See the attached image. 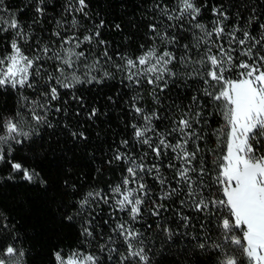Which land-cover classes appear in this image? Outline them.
I'll use <instances>...</instances> for the list:
<instances>
[{"label":"snow or ice","instance_id":"obj_1","mask_svg":"<svg viewBox=\"0 0 264 264\" xmlns=\"http://www.w3.org/2000/svg\"><path fill=\"white\" fill-rule=\"evenodd\" d=\"M145 36L138 55L113 54L102 38L105 21L84 28L77 19H89L87 0H68L63 12L71 20H57L59 26L49 37H37L34 25L45 16V0H35L32 24L24 25L17 13H10L0 0V92L10 89L19 94V107L4 114L0 109V162L10 165V174L0 179H19L46 185L35 169L24 167L12 153L16 145L31 140L41 127L53 128L49 115L63 112L68 105L84 109L93 121L100 110L85 108V98L77 94V85H104L120 74V85L131 91L127 101L132 141L121 138L111 149L109 165H123L118 183L107 189L84 193L74 205V214L64 219L79 221L81 243L65 253H52L55 264H151L153 248L142 231L145 206L156 224L158 236L170 241L174 235L161 214L180 200L181 208L215 220V239L211 234L198 240L193 251L215 257V264H264V23L253 7L246 20L237 12L231 22L223 0L211 8L210 24L201 20L207 8L204 0H150ZM238 8L240 6H237ZM248 11L247 6H244ZM23 8L19 12H23ZM243 20V22H241ZM115 28L119 30L120 24ZM258 30V31H257ZM255 33V34H254ZM191 34L190 42L187 40ZM97 51L94 59L90 56ZM119 61V62H117ZM108 65L114 69L110 71ZM195 92L188 105L179 106L180 115L168 120L161 115L170 108L164 104L173 86H188ZM150 89L156 105L146 110L140 90ZM66 90L61 92V90ZM25 90L30 95H24ZM163 94V97H162ZM62 96L64 99L62 106ZM109 101L118 103L113 97ZM215 104L224 125L211 135L216 149H204L208 142L206 126ZM57 105V106H54ZM81 115L80 111L75 113ZM24 124L32 125L25 130ZM67 135L73 141L87 143L83 125L74 130L67 123ZM137 147L140 152H137ZM142 153V154H141ZM208 153L213 157L208 166ZM151 157V162L148 158ZM165 169L172 173L171 179ZM99 171V170H98ZM152 178L153 184L147 182ZM207 178V179H206ZM210 181V182H209ZM67 186V180H65ZM159 185L158 191H153ZM183 197V199H181ZM149 201L151 203L149 204ZM108 210V217L101 213ZM184 228L191 218L177 211ZM139 225V227H138ZM148 229L152 224L147 225ZM203 228V225H201ZM104 230L108 235L105 238ZM15 232L6 216L0 215V233ZM0 242V264H23L25 252L17 248L19 238ZM88 247L94 250H88ZM210 254V255H209ZM197 264H204L197 258Z\"/></svg>","mask_w":264,"mask_h":264},{"label":"trees","instance_id":"obj_2","mask_svg":"<svg viewBox=\"0 0 264 264\" xmlns=\"http://www.w3.org/2000/svg\"><path fill=\"white\" fill-rule=\"evenodd\" d=\"M67 2L68 0H45V16L39 24L34 25L37 37H49L50 33L59 27L56 24L57 20H71V16L63 12ZM204 2L207 8L202 11L201 20L205 24H210L213 19L211 8L221 0H204ZM4 3L10 13L19 15L24 25L32 24L33 19L36 18L35 0H4ZM87 3L90 18L85 20L78 15L77 19L84 28L92 27L93 24L99 23L100 19L105 21V27L101 29L102 38L109 42V51L114 59L116 53L138 55L142 51L139 45L150 43L145 36L144 27L148 23L150 0H87ZM223 4L229 11L233 23L237 21L238 11L242 14L243 20H246L253 7L256 13L261 15L258 23H264V0H223ZM245 5L248 11L244 9ZM21 8L24 9L23 12H19ZM116 24L121 25L119 30L115 28ZM186 35L188 39L181 43L192 40L191 34ZM97 51L102 52L103 49L94 50L90 60L94 59ZM108 67L110 71H114L111 65ZM119 81L120 74L116 73V79L106 81L104 85H77V94H82L85 98V108L95 106L100 110L94 122L86 119L87 114L84 109L72 103L68 105L69 115L65 116L63 112L54 111L49 115V120L55 127H41L36 130L38 134H34L31 140L15 146V151L12 153L15 160L21 162L24 167L35 169L47 181L46 185H41L39 182L29 184L19 179V175L12 180L0 179V215L8 218L10 227L15 225V232L0 233V242H13L12 236H18L20 242L16 246L25 252L23 264H55L52 256L54 251L63 250L68 253L74 248L86 247L81 243L79 221L69 222L64 217L66 214H74L75 202L84 193L93 188L107 189L110 185L118 183L123 174V165L107 163L112 154L111 149L119 144L121 138L132 141V130L125 127L129 120L127 101L132 93L122 87ZM181 83V88L177 89L173 86L168 94L170 98L164 99V104L171 109V112L167 109L161 112L162 116L168 115L169 118L160 122L161 128L174 116L180 115L179 106L188 105L191 95L195 92V88L190 87L193 81H188V86ZM65 91L61 90L62 93ZM149 92L150 89L147 87L140 90L143 96L142 105L146 110L151 111L156 105L152 102ZM24 95H30V91L25 90ZM109 96L119 102L109 101ZM18 97L19 94L13 93L10 89L0 92V109L4 110L5 115L15 112L19 107ZM64 99L69 97L62 96L60 106ZM77 111H80L81 115L76 116ZM207 112L213 115L209 117V124L206 126L208 142L205 144L202 141L201 146L204 149H216L219 155L220 149L217 148L216 137L211 133L224 125V120L215 104L208 107ZM65 123L74 130L78 125H83L88 135L87 143L73 141L67 135ZM24 129L30 131L32 125L24 124ZM136 151L140 152V149L137 147ZM214 158L208 153L209 168ZM148 160L151 162V157ZM10 171V165L6 161L0 162V177H7ZM165 173L171 179L172 173L166 169ZM147 182L153 184L152 178L148 177ZM158 189L159 185H155L153 191ZM173 200L175 203L161 214L174 233L170 241L166 237L158 236L156 224L161 223V220L151 217L148 206H145L142 231L153 248L149 253L151 264H197L198 257L204 264H215L214 256L209 260L207 255H200L198 249L193 251L196 242L203 240L207 235L211 234L215 239V220L209 223L207 216L188 208H181L180 200L175 197ZM102 207L105 211L101 213V218H107L108 210L106 206ZM177 211H182L191 218V225L188 228L183 227L176 215ZM148 224H152L151 229H148ZM107 235V230H104L105 238ZM88 250L94 249L88 247Z\"/></svg>","mask_w":264,"mask_h":264}]
</instances>
